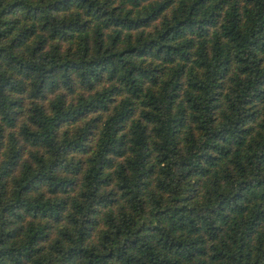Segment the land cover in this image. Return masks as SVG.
Returning <instances> with one entry per match:
<instances>
[{
    "label": "trees",
    "instance_id": "16d2710c",
    "mask_svg": "<svg viewBox=\"0 0 264 264\" xmlns=\"http://www.w3.org/2000/svg\"><path fill=\"white\" fill-rule=\"evenodd\" d=\"M0 264H264V0H0Z\"/></svg>",
    "mask_w": 264,
    "mask_h": 264
}]
</instances>
